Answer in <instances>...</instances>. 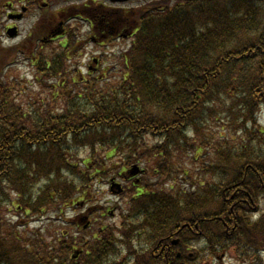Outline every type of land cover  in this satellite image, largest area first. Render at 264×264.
Returning a JSON list of instances; mask_svg holds the SVG:
<instances>
[{
    "label": "trees",
    "instance_id": "trees-1",
    "mask_svg": "<svg viewBox=\"0 0 264 264\" xmlns=\"http://www.w3.org/2000/svg\"><path fill=\"white\" fill-rule=\"evenodd\" d=\"M11 1L0 0V8ZM124 16L133 37L107 73L54 84L66 74L61 49L38 58L43 76L34 78L37 92L33 86L24 96V78L0 46V264H104L103 257L71 258L74 243L114 257L129 249L131 225L94 221L83 230L66 216L83 184L78 152L93 149L94 140L127 161L160 158L163 176L200 180L209 201L218 200L219 211L203 216L221 235L193 257L232 246L241 261L257 264L264 250V0H139ZM165 203L147 224L158 233L169 225ZM47 216L64 228L30 226ZM100 230L107 237L99 240Z\"/></svg>",
    "mask_w": 264,
    "mask_h": 264
},
{
    "label": "rangeland",
    "instance_id": "rangeland-1",
    "mask_svg": "<svg viewBox=\"0 0 264 264\" xmlns=\"http://www.w3.org/2000/svg\"><path fill=\"white\" fill-rule=\"evenodd\" d=\"M17 3V0H14ZM84 1H88L90 3L91 0H71L69 2H66V0H56L55 2H53L52 4V8L55 7H68V4L70 5L71 2L73 4V6H77L78 8H80V4L84 3ZM96 5H99L100 3L105 4L108 7H113L115 9H129L130 7H132L133 5L137 4L138 1H131L129 3L124 4V6H118L117 4L114 5H109L107 3V1L105 0H94ZM105 1V2H104ZM93 5H95L94 3H92ZM2 7L0 8V46L3 49L2 51H6V52H10L11 53V57L8 61H6L7 64L10 65V69L12 70V72H14V74H18L20 78H24L23 83L21 84L22 87H24L23 90V96L25 94H27L31 87L34 86L33 91L37 92L36 90V86L34 84V76H38V79H41L43 74L38 73L37 72V65H40V61L38 62L37 57H40V60L43 59V57H52L53 55H55V53L61 51L59 48V44L58 42H53L51 44H47L46 46H41L40 42H39V36L42 35L45 32L46 26L50 24L51 21H53L55 19V15L49 11H46V16H45V21H44V26L40 27L39 23V14L35 13H30V15L28 14L24 20L22 22H19L18 25V35L17 37L15 36L14 38H7L5 36V25L10 23V20L7 19V17L5 16V13L3 14V8L4 6L1 5ZM19 6V5H16ZM114 12V11H113ZM115 14V15H114ZM114 16H117V13L114 12ZM113 16V17H114ZM52 23V22H51ZM54 23V21H53ZM74 25V26H73ZM69 26H73L72 27V32L75 36L76 39H78L81 44L84 47L80 48V51L83 52L82 55H79V52H77L76 56H75V52L74 56L76 57L75 59H77L76 62L73 63L74 66H78L80 67V69L85 72L86 68H88L89 63H88V57L91 54V51H101L103 48L102 46H98L95 45L93 43L88 42V27L81 22V20L76 19L71 21V23L69 24ZM28 33H31L29 38H25ZM32 41V42H31ZM34 42V43H33ZM30 43V44H29ZM33 44H35L33 46ZM113 46H118V48H122L125 49L126 47L129 46V41L127 40H120V41H112L109 43V48L112 47V49H115V51L118 50V48H115ZM30 47V49H29ZM34 49L36 50L34 55L32 56L31 53L34 52ZM121 49V50H122ZM41 54H42V58H41ZM107 61V60H106ZM114 59H110L107 62L109 63H113ZM36 63V64H34ZM33 64V65H32ZM117 74V73H116ZM115 74V75H116ZM110 78L109 81L111 80V78L113 79L114 76H111V74H109ZM108 76V77H109ZM38 85V84H37ZM39 94V93H38ZM43 93L41 92L39 95H42ZM103 151L105 150H101L100 152H98L99 155H103ZM90 153V150L87 148H82L79 150L78 155H88ZM211 155L206 156V158H209ZM201 159V158H200ZM205 172L201 173V175L197 178H204L205 177ZM145 182L150 184L151 188H155L156 185H154L153 183L155 182V178H144ZM197 181L199 180H195L194 178H192V186L196 187L197 186ZM106 180H102L100 185H94V190L96 191L95 197H93L92 203H101V204H107L110 208H112V206L117 207V210H115L113 213L116 214L112 220H110V223H115L116 225L120 226L121 225V217L122 215L125 213V211L128 209V201L130 199V196L132 194V189L133 187L129 188L128 191H126V193H124L123 195H113L108 193L107 190V185L105 184ZM190 184H185L183 187L184 188H188ZM200 187H197L196 190H199ZM97 199L100 200L97 201ZM95 200V201H94ZM114 209V208H113ZM73 215L72 212H69L67 209V216ZM97 216L96 213L93 214V217ZM15 219V218H14ZM49 219L48 216L45 219H41L40 221L38 220H31L30 222V226H38V225H46L47 228L50 230V227L55 226L56 229H59L60 227L64 228L63 224L61 225V222L59 220H47ZM88 219H92L91 214L88 215ZM109 220L108 219H101L99 222L101 225H105L107 224ZM96 223V224H97ZM212 223H209L207 226L210 227ZM74 228L69 227V231L70 234L72 233L75 236H78L81 232H78L77 230H73ZM72 230V231H71ZM72 235V236H73ZM85 236V239H88V237L90 238V233L86 232L85 234H83ZM81 235V236H83ZM74 236V237H75ZM80 236V237H81ZM79 237V238H80ZM78 238V239H79ZM197 246V245H196ZM83 257V256H81ZM223 264H241L234 256V252L233 249L230 248L228 254L225 255ZM208 259V262L205 263V260ZM201 262H203V264H218L217 262H213L212 258H205L204 260H200ZM222 261V258H221ZM220 261V262H221ZM219 262V263H220Z\"/></svg>",
    "mask_w": 264,
    "mask_h": 264
},
{
    "label": "flooded vegetation",
    "instance_id": "flooded-vegetation-1",
    "mask_svg": "<svg viewBox=\"0 0 264 264\" xmlns=\"http://www.w3.org/2000/svg\"><path fill=\"white\" fill-rule=\"evenodd\" d=\"M140 175V174H139ZM123 178H128V179H130V178H133V177H131V176H126V175H124L123 176ZM136 179V178H135ZM135 181H138L137 179L135 180ZM191 229V227H188V230H190ZM181 231H184V232H188V230L186 229V227L184 226V227H181V229H180ZM189 233V232H188ZM197 234H200L199 232H197ZM169 238V236H167L166 237V239H168ZM170 247V246H169Z\"/></svg>",
    "mask_w": 264,
    "mask_h": 264
},
{
    "label": "water",
    "instance_id": "water-1",
    "mask_svg": "<svg viewBox=\"0 0 264 264\" xmlns=\"http://www.w3.org/2000/svg\"><path fill=\"white\" fill-rule=\"evenodd\" d=\"M112 1H115V0H112ZM119 1H122V0H119ZM8 33L9 34H14L15 33V29L14 28L13 29H10Z\"/></svg>",
    "mask_w": 264,
    "mask_h": 264
}]
</instances>
